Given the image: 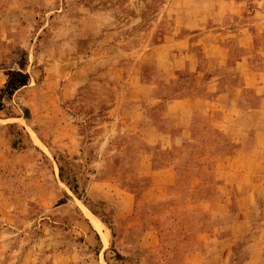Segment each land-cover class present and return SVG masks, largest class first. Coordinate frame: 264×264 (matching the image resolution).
I'll use <instances>...</instances> for the list:
<instances>
[{"label": "rangeland", "instance_id": "rangeland-1", "mask_svg": "<svg viewBox=\"0 0 264 264\" xmlns=\"http://www.w3.org/2000/svg\"><path fill=\"white\" fill-rule=\"evenodd\" d=\"M222 1L0 0V264H264V74L232 92L251 112L230 135L170 105L211 101L172 66L185 35L245 29L230 59L263 72L264 0L219 25ZM186 109L206 113L187 129ZM238 154L245 194L219 178Z\"/></svg>", "mask_w": 264, "mask_h": 264}, {"label": "crops", "instance_id": "crops-1", "mask_svg": "<svg viewBox=\"0 0 264 264\" xmlns=\"http://www.w3.org/2000/svg\"><path fill=\"white\" fill-rule=\"evenodd\" d=\"M223 2L224 1L218 4L220 9L225 7H228L230 9L218 10V12L215 13L214 17H218L220 20H218V22H215V24H223V21L225 19L230 20V23H232L236 17H241L243 15L241 10L239 9L242 4L240 1L230 0V2ZM247 14L250 13L247 12ZM253 17L258 18V15L254 14ZM209 18L212 19L213 17ZM259 19L262 18L260 17ZM257 24L259 23L256 22L253 25ZM226 28H228V30H225ZM226 28L220 26L213 27L209 30L210 33L204 35L203 38L198 39V42H191V39L193 37H196L197 34H188L183 36L185 38L175 40L173 44L169 45V48L171 46L172 51V66H174L175 71H184L188 68L190 72L198 73V76L200 77H204L206 74L209 75L206 93L209 95L207 96V98L211 99V101H208L206 99H184L171 102L170 105L174 106L175 104V106H187L194 104L197 105L198 103H201L203 105L210 106L209 110L211 108L214 109L213 115L214 112L220 114V119L218 120L219 126H217L218 129H221L222 131L227 133V135H230V121L232 123L236 122L235 125H240L241 119L238 117L251 112V110H249L248 112L246 110L238 109L236 107L237 102L235 101L233 103H230V98L233 97L232 92L234 90H237V93H240L244 89H254L256 93L260 94V92L258 91L259 87L252 85L251 79L252 76L258 77L263 75L264 70L263 72H255L254 70H252L250 68L249 59L246 56L239 60L234 58L230 59V47L225 44V42L227 40V43H229L230 39H234L235 37L239 36L245 29L238 30L234 28L232 24L229 25V23ZM226 31H228V34H225ZM239 46L243 49L248 50V47L243 44H240ZM194 47L200 48L198 51V55L192 53L191 50ZM205 64H208V67L210 68H207L205 71H200L199 68H204ZM219 71H224L226 75L220 76V74L218 73ZM227 75L229 78L231 75L232 80L239 81V88L236 85L230 84L224 86V88L221 87L222 84H220V81L222 80V77H226ZM195 112L206 113L205 111L199 109H186V113H189V121L186 126L187 129ZM166 117L170 116L167 114ZM241 124L244 125L245 121H243ZM150 133L155 134V136L159 135L154 132V130H150ZM219 159H224L223 161H226V163H228L229 165L227 172L222 175L220 174L219 178L224 180V184H230V191H232L233 194L235 192L245 194V190L242 191L241 189H243V187L240 186V183H242V181H245L247 177L245 169H241V166L236 168V165L243 164L245 161H249L250 158H246V155L238 154V156L234 158L225 157ZM165 171L167 170L161 172ZM156 173L158 172H153V175H155ZM234 176L236 179H238V181L231 182L230 179ZM234 185H237L236 190ZM248 193H250V191H248ZM242 209H245V207H243Z\"/></svg>", "mask_w": 264, "mask_h": 264}, {"label": "bare ground", "instance_id": "bare-ground-1", "mask_svg": "<svg viewBox=\"0 0 264 264\" xmlns=\"http://www.w3.org/2000/svg\"><path fill=\"white\" fill-rule=\"evenodd\" d=\"M90 216H91L92 220L96 223V226H97L99 229L102 228V227H105V226L99 221V219H98L96 216H94V215H92V214H90ZM105 228H106V227H105ZM105 236H106V238L109 240V236H110L109 231L106 232Z\"/></svg>", "mask_w": 264, "mask_h": 264}]
</instances>
